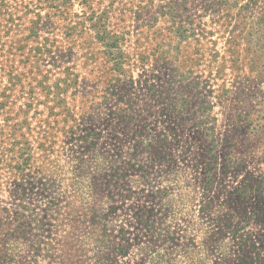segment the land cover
<instances>
[{
    "label": "rangeland",
    "instance_id": "374dc122",
    "mask_svg": "<svg viewBox=\"0 0 264 264\" xmlns=\"http://www.w3.org/2000/svg\"><path fill=\"white\" fill-rule=\"evenodd\" d=\"M0 264H264V0H0Z\"/></svg>",
    "mask_w": 264,
    "mask_h": 264
}]
</instances>
